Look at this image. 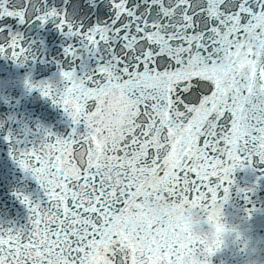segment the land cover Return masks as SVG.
<instances>
[{
	"label": "snow or ice",
	"instance_id": "6c2138e0",
	"mask_svg": "<svg viewBox=\"0 0 264 264\" xmlns=\"http://www.w3.org/2000/svg\"><path fill=\"white\" fill-rule=\"evenodd\" d=\"M0 58L69 120H0L40 190H13L27 226L0 225V264H208L224 184L264 180V0H0Z\"/></svg>",
	"mask_w": 264,
	"mask_h": 264
}]
</instances>
